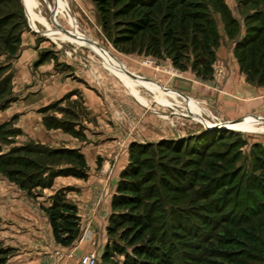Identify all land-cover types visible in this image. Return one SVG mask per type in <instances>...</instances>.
Returning a JSON list of instances; mask_svg holds the SVG:
<instances>
[{
  "label": "rangeland",
  "instance_id": "rangeland-1",
  "mask_svg": "<svg viewBox=\"0 0 264 264\" xmlns=\"http://www.w3.org/2000/svg\"><path fill=\"white\" fill-rule=\"evenodd\" d=\"M65 1L69 9L62 11L63 0H38L39 4L34 0L42 21L36 32L21 0H0V20L7 24L0 35V193L7 190L10 196L11 190H22L35 207L50 204L45 209L48 219L49 210L59 203L60 213L68 216L65 227H73L70 236H75L69 245H61L63 253L54 251V258L45 256L41 264H64L76 249L82 256L97 251L99 264H124L127 256L135 259L133 248L143 245L158 249L154 264H264V121L244 118L264 117V91L253 88L264 86L235 69L241 51L239 57L235 53L237 60L232 56V41L252 33L249 27L263 31L251 49L257 60L264 55V27L246 22L248 17L264 18V0H124L118 6L107 0L106 24L96 0ZM132 1L139 5L129 15L117 17L118 10ZM222 1L237 31L228 29ZM138 21L148 26L137 35L126 33ZM211 25L220 36L212 63ZM53 29L66 36L69 29L83 32L98 51L124 62L131 72L168 88L177 86V92L198 103L203 118L214 127L198 122L181 98H170L168 106L140 88L149 102L142 104L90 48L45 35ZM125 35L129 38L123 39ZM77 37L70 39L76 42ZM223 45L232 57L231 67L219 51ZM31 49L39 53L35 67L51 64V69L40 67L39 75L29 74L19 61ZM203 61L208 65L201 67L205 78L192 69ZM108 63L119 68L115 60ZM243 69L250 74L247 65ZM239 75L253 87L245 86L236 94L231 87H238ZM66 81L79 88L58 96L62 91L58 84ZM87 94L93 95V110ZM40 104L46 106L32 118L29 108ZM256 106L261 108L258 113L248 112ZM36 120L42 122L41 129L58 131L60 145L29 136ZM236 120L243 123L217 126ZM89 141L92 153L76 145ZM125 170L137 173L126 181L139 186V203L132 200L115 209L111 201L104 213L106 231H99L95 218L105 199L117 194ZM29 174L35 176L22 185ZM66 179L73 184L54 189L57 180ZM7 195L0 196V202ZM145 218L151 219L148 226L132 222ZM7 220L0 218V264H14L16 253L3 240H8L9 233L3 231L11 229L13 219ZM69 221L77 223V234ZM110 224L114 234H109ZM88 225L96 231V244L82 239ZM141 227L144 231L138 234Z\"/></svg>",
  "mask_w": 264,
  "mask_h": 264
},
{
  "label": "crops",
  "instance_id": "crops-1",
  "mask_svg": "<svg viewBox=\"0 0 264 264\" xmlns=\"http://www.w3.org/2000/svg\"><path fill=\"white\" fill-rule=\"evenodd\" d=\"M21 1H22V5L24 4L23 7L25 6L24 7L25 11L28 13V15H27V13H26V15H27V17L29 16V21H30L31 27L34 29V31L40 32L39 27H38V23L39 22L41 23L42 21L38 17L40 14H38L36 11V9H38V7L35 5L34 0H21ZM37 1L35 0V2H37ZM54 1L56 2V0H54ZM61 4L62 5H60V7L62 6V11L69 9L68 8L69 3L67 1L63 0V2H61ZM53 6L55 7V5H53ZM53 6L50 5V8L51 7L53 8ZM33 15L35 18L33 17ZM67 31L69 34L67 36L65 34V31L55 30V29H53L51 33L46 32L45 35L49 36L50 38H52L55 41L56 40H63V41H67V42L75 44V45L90 48L98 57H100L105 68L107 70H109L115 77H117L122 83H124L126 85V87L128 88V90L130 91L131 95L134 98H136L138 101H140L142 104L146 105L149 102H147V99H145L141 95L140 88H144L146 91L151 93L157 99V101L159 103L164 104V105H168V106L172 105L170 98L177 100V101L179 100V98H181L185 102V105L187 107L189 114H191L198 122H201L200 119L205 120L203 118L202 109L200 108L198 103L193 98L184 97L179 92H177L175 89H178V91H180L177 86L171 84L173 86L168 88L163 82H161V84L157 83V82L155 83L154 81H151V80H149L145 77H142V76H140L134 72H131L130 69L127 67V65L124 62H122L120 60H116L113 56H110L107 53H104L102 51H98L96 48H93V45H94L93 40L91 38H89L86 34H84L83 32L78 33L72 29L71 30L69 29ZM59 35L61 36L60 38L52 37V36H59ZM75 35L76 36L78 35L77 38L79 39V41L75 42V41L70 39V37L75 36ZM222 39H223V42L226 40L225 37H222ZM226 42H227V40H226ZM232 45H233V48L235 49V45H236L235 41H232ZM223 47H224V45L219 48V51L222 53L223 57L225 58L224 63H226V66L231 67L230 61L232 60V57L229 56V54H228L229 52L225 51V49ZM232 51H233V49H232ZM31 52L32 53H30L28 55H25V53H23L21 58H20V61H19L20 64L26 65V68L28 69L29 74H31V72H33L34 74L39 75V72L41 70L40 67L51 69V67H52L51 64L47 65V66L43 65V66H40L39 68L35 67L36 59L38 58L39 53H37L36 51H33L32 49H31ZM232 56L236 59L235 50H234ZM114 60L117 61V63L119 64V68H114L113 66L109 65L108 62L114 61ZM234 66H235V69L238 70L239 74L243 73L242 70L240 69V64L238 62L237 63L235 62ZM129 73L135 75L136 78L131 77L129 75ZM242 78L239 75L240 80L238 81L236 79V84L238 87H236V86L231 87V89L234 90L236 94L241 93L244 90L245 86L250 87L249 90L253 87V85L248 84L246 76H244ZM241 80H243L244 82H241ZM67 81H69V80H67ZM67 81L65 83H59L58 84L59 89L62 85V91H60L61 93H59L58 96H60V95L64 96V95L68 94L69 92H71L72 90H76L77 88H79L76 85H73ZM246 84H248L249 86H247ZM253 88L255 89V91H256V89L257 90L261 89L264 91V87L259 88V87L254 86ZM191 89H193L194 92L196 91V87L194 85L191 87ZM202 94H204V93H202ZM188 95H189V93H188ZM255 98L256 97L249 98V100H252ZM87 99L90 102L89 105L91 106L90 107L91 110H93V95L87 94ZM28 100H31V99H28ZM26 101L27 100H25V102ZM27 102L25 104H27ZM40 106L41 107H37L34 109L33 105H31V108H29L31 115L37 114V111L46 105L40 104ZM250 109H251V107H250ZM259 109H261V108L259 106H256L248 112L258 113ZM27 116L30 117L29 115H27ZM37 116H38V114H37ZM33 117H34V115H32V118ZM244 118L245 119L246 118H252L255 120L264 121V117L259 116V115H249V116H246ZM244 118H242V119H244ZM240 120L229 121V122H226L224 124L229 125L232 123H238V121H240ZM206 122H208V121H206ZM41 123L42 122H39L36 120V125H33L34 123L31 124V127H29L30 129H28L29 131H27L28 133H30L29 136L36 141L38 140L39 142L50 145V146L60 145L58 139L62 138V136H60L57 133L58 131L49 132L46 129H44L45 130L44 131L43 129H41V126H42ZM218 124L223 125L221 123H218ZM80 144H82V145H80ZM76 145H79L81 147L83 146V148L86 151H88L89 153L93 152V144L90 143V141L87 143H82V142L79 144L76 143ZM59 180L56 181L54 189L58 188V187L59 188L69 187V186H71V184H73V183H71L72 181H67L68 179H66L64 181H59ZM65 182H68V183H65ZM72 186L77 187L75 185H72ZM105 187L102 188V193L104 192ZM5 189H7V188H5ZM16 190H18V189H16ZM14 191L15 190H11V192L9 191L10 196L7 195V190H4L0 193V196L2 198H3V196L7 195L6 196L7 200L0 202V218H4L6 220H7V218L13 219L11 222V229H9L8 231H3V233H7V232L9 233L8 240H7V238L3 239V240H5L6 244L10 245L13 249L16 250V253H15L14 259H13L14 264H41V262L45 259V256L49 257L51 254L54 253V251H57V250L62 252V250H60V247L62 244L57 243L55 236H54V233H53L52 226L49 222L50 220L48 219L46 211H45V209L48 208V206H50V204L42 203V205L45 207H42L41 205H38V204H37L38 207H35L34 205L29 203L28 197L24 196V194H23L24 192L22 190L15 191V192ZM48 191L51 193L53 190H48ZM111 201H112V196H110L108 199H105L104 205H101V208L99 209L97 217L95 218L96 219L95 225L97 227H98V224L100 225V227H98L99 231L101 229L106 231L107 219L106 218L104 219V213H105V210H107L108 206H110ZM66 250L69 251L68 248ZM47 253H48V255H45ZM51 257L54 258L53 255H51ZM81 257H82V255L80 254L79 251H77V249L73 250L71 253L69 252V258H67L64 261V264H65V262H66V264H80ZM52 260H54V259H51V261Z\"/></svg>",
  "mask_w": 264,
  "mask_h": 264
},
{
  "label": "trees",
  "instance_id": "trees-1",
  "mask_svg": "<svg viewBox=\"0 0 264 264\" xmlns=\"http://www.w3.org/2000/svg\"><path fill=\"white\" fill-rule=\"evenodd\" d=\"M124 0H113L114 4H116L117 6L120 5ZM97 4V8L98 11L100 12L102 21L104 22V24H106V8L105 6L109 4V2L107 0H102L100 2H98L97 0L95 1ZM20 3V0H19ZM153 4V3H152ZM134 5H139L136 2H129L125 7H123V9H119L118 12L116 13L117 17H122V16H127L130 14V12L132 11V8ZM244 4L243 3H238V6L242 7ZM23 6V5H22ZM21 6V8H22ZM220 8L223 10L225 19L227 20V24H228V29H230V27L232 28H236L237 27V23L235 21V19H233L230 11H228V7L227 5H225V3L222 1ZM23 11H24V7H23ZM24 17L27 23V27L28 26V21L26 18L25 13ZM246 22H258L260 23L263 27H264V18L263 17H259V18H252V17H248L246 18ZM210 24V23H209ZM212 24V23H211ZM148 26L147 22L145 21H138L135 23H131V25L128 27L127 32L128 34H132V35H137L139 34L142 30H144L146 27ZM7 27V24L4 20H0V35L2 34V31L4 30V28ZM212 27V25H211ZM238 27L236 28L237 31ZM250 32L246 37H244V39L242 41H239V37L238 40L236 41V45H235V53L237 54V57H239L238 52L241 51V56L238 58L240 65H241V70L242 72L246 73L248 76L249 81L256 83L259 86H264V55H261L260 58L257 60V53L255 52L254 49H251L252 45L255 44L257 41H259L261 34L263 33V31L260 30V28H255V27H249ZM255 33H257L255 35ZM173 34V30L169 31L167 33V38H170L171 35ZM230 35H234L233 31L230 30ZM209 36L212 40V44L214 45L213 48L208 50V55L209 57H211V61L210 63H212V60L215 59V48L218 47V42L220 41L219 39V35L218 33H216V29L212 27L211 31H209ZM129 36L125 35V37H123V39H128ZM126 41V40H124ZM173 42V41H172ZM250 53V54H249ZM206 61H208L209 59L206 58ZM204 65L206 67H208V65L206 64L205 61L201 62V63H195V65H193L192 69L195 71V73H197L199 76H201L202 78H205L207 75L205 74L206 71L204 68ZM244 65H247L248 70L250 72L247 73L243 67ZM198 67V68H196ZM254 71L255 73L252 74L251 72ZM9 84V81H8ZM54 152V151H53ZM137 173L134 172H130L129 170H125L122 173V181L119 183L118 188H117V194L113 196L112 199V207L113 208H120L121 206H124L126 204H128V202L132 201V200H136L135 203H139V199H140V189L139 186L135 183H129L128 181H126L128 178H132L134 176H136ZM29 177L27 179H19L21 180V184L23 185L24 183L27 184V180H30L33 178L32 174L28 175ZM19 182V181H18ZM24 184V186H25ZM26 188V187H25ZM127 194H131V197ZM59 203H56L54 205V207L52 209L49 210V220H50V224L52 226L53 229V233L54 236L56 238V240L64 245L67 246L70 244V242L73 241V239H75V236H70V231H73V227L69 228V227H65L66 223L68 222V216H65L64 213H60L59 207H58ZM74 216V215H72ZM114 219V218H112ZM112 219H110V222L112 223ZM137 221H132L134 224L137 225V222H139L138 226H141V224H143L144 226H148L149 224H151V219H146L142 220V219H136ZM63 224V225H62ZM69 224L74 226V232H76V234L79 232L78 230V226L77 223H71L69 221ZM140 231L138 234H142V232L144 231V227L140 228ZM108 231L109 234H114V230H113V226L110 224L108 225ZM63 233L65 234V236L63 235ZM67 235V236H66ZM141 236V235H140ZM140 236L138 237V239L140 238ZM137 239V240H138ZM135 243L131 244L134 245ZM157 251L158 249H154V247H145L143 246H138V247H134L133 248V255L134 258H130L129 256H127V260L125 261L124 264H154L152 263V260L154 258H158L157 257ZM0 253H2V251H0ZM2 255V254H1ZM0 255V256H1ZM107 258V252L105 255V259ZM1 260V259H0ZM162 261H157L156 264L161 263ZM161 264H165V261H163Z\"/></svg>",
  "mask_w": 264,
  "mask_h": 264
},
{
  "label": "built area",
  "instance_id": "built-area-1",
  "mask_svg": "<svg viewBox=\"0 0 264 264\" xmlns=\"http://www.w3.org/2000/svg\"><path fill=\"white\" fill-rule=\"evenodd\" d=\"M96 231L94 227L88 225L84 231L82 239H87L88 241L96 244ZM100 254L97 251L90 252L80 259V264H99Z\"/></svg>",
  "mask_w": 264,
  "mask_h": 264
},
{
  "label": "bare ground",
  "instance_id": "bare-ground-1",
  "mask_svg": "<svg viewBox=\"0 0 264 264\" xmlns=\"http://www.w3.org/2000/svg\"><path fill=\"white\" fill-rule=\"evenodd\" d=\"M27 15H28V13H27ZM28 18H29V16H28ZM93 48H95V47L93 46ZM200 120H201V122L205 123V125L209 126V128H210V127H214V124L211 125V124L207 123V122H206L205 120H203V119H200ZM224 123H226V122H222L221 124H223V125L218 124L219 127H220V128H221L222 126H223V127H226L227 125L224 124ZM240 123H243V122H240ZM240 123H239V122H238V123H232V124H229L228 126L233 127V126H237V125H239ZM229 128H230V127H229Z\"/></svg>",
  "mask_w": 264,
  "mask_h": 264
},
{
  "label": "water",
  "instance_id": "water-1",
  "mask_svg": "<svg viewBox=\"0 0 264 264\" xmlns=\"http://www.w3.org/2000/svg\"><path fill=\"white\" fill-rule=\"evenodd\" d=\"M53 13V12H52ZM129 75L131 76V77H134V78H136V76L135 75H133V74H131V73H129ZM217 126H219V125H217ZM216 126V127H217Z\"/></svg>",
  "mask_w": 264,
  "mask_h": 264
}]
</instances>
